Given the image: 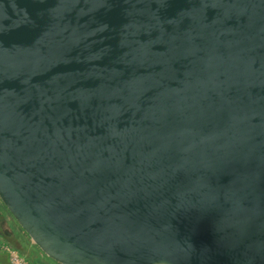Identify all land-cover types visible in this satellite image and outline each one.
<instances>
[{
  "label": "water",
  "instance_id": "95a60500",
  "mask_svg": "<svg viewBox=\"0 0 264 264\" xmlns=\"http://www.w3.org/2000/svg\"><path fill=\"white\" fill-rule=\"evenodd\" d=\"M0 200L59 264H264V0H0Z\"/></svg>",
  "mask_w": 264,
  "mask_h": 264
},
{
  "label": "rangeland",
  "instance_id": "374dc122",
  "mask_svg": "<svg viewBox=\"0 0 264 264\" xmlns=\"http://www.w3.org/2000/svg\"><path fill=\"white\" fill-rule=\"evenodd\" d=\"M8 224L10 225V228L13 231L15 230V226L19 227L17 222L11 221V219L8 220ZM19 229L20 228H18V230ZM18 234L24 235L25 233L23 234V232L18 231V233L14 234L16 236L12 237V240L11 239L8 240L6 237H11L13 236V234L8 233V236L4 235V238H3L4 244L9 245L11 247H14L15 245L16 247L14 248L18 250L20 255L24 256L26 260H28L32 264H43V262H46V261H49L51 264H59V263H56L54 260L50 259L49 257H47L42 251L39 250V248L36 245L30 246L29 243H27L26 241H23L25 239L22 238L23 240H21V238L18 237ZM24 238H26V240L27 238L29 239V237L25 235H24ZM6 254L7 253L4 252V250H0V264H8Z\"/></svg>",
  "mask_w": 264,
  "mask_h": 264
},
{
  "label": "crops",
  "instance_id": "0c3cea01",
  "mask_svg": "<svg viewBox=\"0 0 264 264\" xmlns=\"http://www.w3.org/2000/svg\"><path fill=\"white\" fill-rule=\"evenodd\" d=\"M12 220V217L10 215V213L8 212V210L6 209V207L4 206V204L1 202L0 200V250L1 249V246L4 244L3 242V238H4V235L5 236H8V233H14L15 232H18L20 230H18L19 227H16L15 226V230H11L10 228V225L8 224V220ZM14 229V228H13ZM24 234V233H23ZM25 235V234H24ZM24 235L21 234V237L23 239H25V241L27 243H29L30 246H34V244L30 241V239L27 238H24ZM26 236V235H25ZM16 249V248H15ZM7 255V254H6ZM24 257V256H23ZM42 257V256H41ZM25 258V257H24ZM26 259V258H25ZM28 261V260H27ZM29 262V261H28ZM7 263L9 264V260H8V255H7ZM30 263V262H29ZM57 263V262H56ZM32 264V263H30ZM43 264H51L49 261H46V262H43Z\"/></svg>",
  "mask_w": 264,
  "mask_h": 264
},
{
  "label": "built area",
  "instance_id": "2783aa9c",
  "mask_svg": "<svg viewBox=\"0 0 264 264\" xmlns=\"http://www.w3.org/2000/svg\"><path fill=\"white\" fill-rule=\"evenodd\" d=\"M2 250L7 253L9 264H30L23 256L20 255L17 249L3 244Z\"/></svg>",
  "mask_w": 264,
  "mask_h": 264
},
{
  "label": "trees",
  "instance_id": "16d2710c",
  "mask_svg": "<svg viewBox=\"0 0 264 264\" xmlns=\"http://www.w3.org/2000/svg\"><path fill=\"white\" fill-rule=\"evenodd\" d=\"M10 215H11V214H10ZM11 217H12V216H11ZM12 220L15 221L13 217H12ZM19 228H20L19 230H20L21 232L25 233V232L22 230V228H21L20 226H19ZM16 233H18V232H15V231H14V233H11V234H13V236H11V237H6V238H7L8 240H9V239L12 240V237L16 236V235H14V234H16ZM25 235L27 236L26 233H25ZM18 237H20L21 240H23L22 237H21V234H18ZM23 241H25V240H23ZM14 247H16V246L14 245ZM14 247H13V248H14Z\"/></svg>",
  "mask_w": 264,
  "mask_h": 264
}]
</instances>
